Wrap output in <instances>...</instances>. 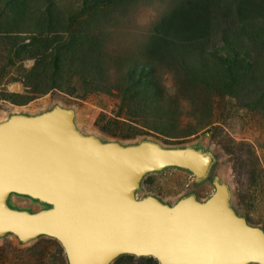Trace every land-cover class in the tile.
Segmentation results:
<instances>
[{
    "label": "water",
    "instance_id": "water-1",
    "mask_svg": "<svg viewBox=\"0 0 264 264\" xmlns=\"http://www.w3.org/2000/svg\"><path fill=\"white\" fill-rule=\"evenodd\" d=\"M74 118L73 108L54 104L0 120V237L52 238L67 264H111L121 255L158 264H264V230L232 206L211 150L102 140ZM166 167L190 172L195 185L208 181L213 192L172 204L137 197L143 177ZM10 195L41 207H13Z\"/></svg>",
    "mask_w": 264,
    "mask_h": 264
},
{
    "label": "trees",
    "instance_id": "trees-1",
    "mask_svg": "<svg viewBox=\"0 0 264 264\" xmlns=\"http://www.w3.org/2000/svg\"><path fill=\"white\" fill-rule=\"evenodd\" d=\"M128 2L81 0L65 16L54 0H0L5 64L33 59L19 79L35 93L114 91L120 98L116 117L125 109L147 129L168 136L181 133L179 102L175 94H166L162 64L173 66L172 75L184 91L227 95L264 111V0H166L171 5L137 32L136 53L110 55L105 36L114 20L109 8H124ZM85 15L90 19H81ZM3 98L21 105L33 97L4 92ZM204 120L201 116L184 133ZM17 261L38 264L24 253Z\"/></svg>",
    "mask_w": 264,
    "mask_h": 264
},
{
    "label": "rangeland",
    "instance_id": "rangeland-1",
    "mask_svg": "<svg viewBox=\"0 0 264 264\" xmlns=\"http://www.w3.org/2000/svg\"><path fill=\"white\" fill-rule=\"evenodd\" d=\"M54 1L67 16L75 5H80L81 0ZM170 5L166 4V0H130L124 8L110 6L114 26L108 27L105 36L109 54L123 56L136 53L137 32L145 31L156 19L159 10ZM90 17L85 15L81 19L89 20ZM4 54L5 46L0 40V120L14 112L32 114L59 104L75 110L74 120L82 132L92 133L102 140L127 144L146 138L163 146L194 145L211 150L215 156L212 171L229 184L232 206L249 224L264 230V111L251 109L241 99L227 95L208 96L201 91H184L172 75L173 66L162 64L161 76L166 94L170 97L175 94L179 102L176 114L179 115L181 133L168 136L147 129L141 125L139 118L129 117L125 109L116 117L120 98L114 91L110 94L94 92L85 95L69 94L59 89L46 93L33 92L19 77L32 66L34 60L17 61L11 66L5 64L7 57ZM4 92L28 94L33 98L25 104L17 105L4 99ZM201 116L205 117L203 123L193 131L184 133L183 129H188ZM190 192L204 200L213 192V187L208 181L195 185L190 172L166 167L146 174L136 196L149 194L172 204L181 195ZM8 201L17 208L36 210L41 207L38 202L25 196L10 195ZM17 242L12 234L0 237V264H19L17 260L20 253H24L25 257L30 255L37 258L38 264H67L63 250L60 251V244L52 238L39 236L22 245ZM145 258L121 255L115 259L118 260L116 263L114 260L111 264H150Z\"/></svg>",
    "mask_w": 264,
    "mask_h": 264
}]
</instances>
